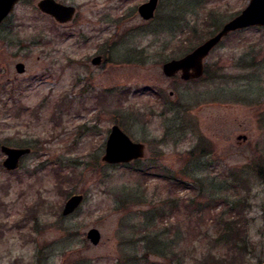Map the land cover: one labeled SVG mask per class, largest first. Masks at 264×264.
Listing matches in <instances>:
<instances>
[{
	"label": "rangeland",
	"instance_id": "1",
	"mask_svg": "<svg viewBox=\"0 0 264 264\" xmlns=\"http://www.w3.org/2000/svg\"><path fill=\"white\" fill-rule=\"evenodd\" d=\"M38 1L0 23V264H165L132 242L153 213L159 230L186 232L182 264L208 252L264 262V26L227 34L202 78L163 72L207 34L212 12L220 30L249 0H160L150 20L138 10L147 0H57L77 7L67 23ZM113 124L145 144L142 159L104 161ZM2 144L32 151L8 171ZM74 194L84 200L65 216ZM238 200L250 204L247 248L214 247L219 213Z\"/></svg>",
	"mask_w": 264,
	"mask_h": 264
},
{
	"label": "water",
	"instance_id": "2",
	"mask_svg": "<svg viewBox=\"0 0 264 264\" xmlns=\"http://www.w3.org/2000/svg\"><path fill=\"white\" fill-rule=\"evenodd\" d=\"M160 0H147L138 6L141 18L150 20L155 16ZM20 0H0V23H2L13 10ZM38 8L50 16L56 22L67 23L73 20L76 14V6L65 4L57 0H40L37 4ZM254 26H264V0H249L247 6L230 20L225 22L220 30L214 35H210L202 43L193 47V49L179 58H173L163 64V72L167 77H174L180 73L184 80L197 79L205 73V59L214 46L218 45L227 34ZM102 57L96 56L92 63L99 64ZM18 72H24L25 66L23 62L15 65ZM104 161L111 164L130 163L137 159H142L145 155V144L133 140L122 128L113 124L106 142ZM32 151L28 146H10L1 145V152L5 154L3 161L4 167L9 170L18 169L22 157ZM82 194H74L67 201L63 208V215L72 214L83 202ZM98 228H91L87 234L88 239L94 245L101 241V232ZM264 264V262L260 263Z\"/></svg>",
	"mask_w": 264,
	"mask_h": 264
},
{
	"label": "trees",
	"instance_id": "3",
	"mask_svg": "<svg viewBox=\"0 0 264 264\" xmlns=\"http://www.w3.org/2000/svg\"><path fill=\"white\" fill-rule=\"evenodd\" d=\"M214 12H212V14H210L209 19L206 20L205 23L208 24H204L206 25V29L207 30V34L204 36H200L198 38H196V42L195 44H192L189 47V51H191L193 49L194 46H196L197 44L201 43L203 40H205V38L209 37V35H211L212 33L214 34V32L216 30H218L221 26V22L218 19H221L219 16H215L216 14H213ZM237 14V12H236ZM218 17V19H217ZM217 19V20H216ZM219 21V22H218ZM188 23V22H187ZM188 25V27L190 28V31L192 32V34L196 35L197 32L196 30L199 28L198 26H196V24L190 25V24H186ZM213 29H210L212 28ZM204 29V30H206ZM203 30V31H204ZM248 63V62H245ZM245 63H240V66L245 65ZM249 65V64H247ZM207 69L205 71L204 74H206ZM204 76V75H203ZM202 78V77H201ZM207 149V148H206ZM206 149L201 150L202 152H205ZM195 150H192L190 152V154L194 155ZM146 168L148 169L149 167L146 166ZM261 168V167H260ZM143 171V170H142ZM145 171V170H144ZM173 177V176H172ZM174 178V177H173ZM181 183V181H180ZM174 199V204L170 206V210H168V212H170V214L172 213H178V210L180 208H178V203H181L179 199ZM194 201L191 200L190 204H187V206H191V204L193 205ZM250 206V204L248 202L245 201H241L238 200L237 202L232 203L231 202V206L229 208H225L223 210V212L221 211V213H219V220H217L216 223H214V226H219V230L216 232V234L214 236H209L210 234L208 232H206L205 234L209 236V239L212 240L213 246L214 247H222V249L225 248H234L237 247L239 249H246L247 247L245 246V237L247 234V227H248V218H246V211H247V207ZM202 207L200 206L198 208V210H201ZM167 212V210H166ZM171 214V215H172ZM191 215H193L192 212H190ZM165 215L162 214L159 217H163ZM157 218V215H155L153 213V215L150 216H146V219L144 222L140 223V227L142 230H145L144 232L141 233V236L139 239L132 240L133 243L138 242L140 240V242H143V248H145V252L147 254L150 255L151 254H157L163 258H165L166 260H168L165 264H182L184 262V260H186L185 258L187 257L189 250L182 248V250H180V244L184 241V239L186 238V232L181 231V228L177 229L174 232V235L172 236L169 235V233L171 232L170 228L164 227L161 228V230L158 229L157 227V223H155V219ZM147 222H151L150 225L147 226ZM221 222V225L219 224ZM145 223V225H144ZM144 225V226H143ZM150 226V227H149ZM222 226V227H221ZM141 229H139V231H141ZM172 236V237H171ZM137 244V243H135ZM216 245V246H215ZM205 259H203L200 264H232L233 261H231V257L228 255H213L210 252H208V254L206 253L204 255ZM230 257V258H229ZM146 258V257H144ZM138 255H135L134 257H130V260L128 259V262H126L125 264H139V262H137L138 260ZM176 259L177 263H174L176 261H174Z\"/></svg>",
	"mask_w": 264,
	"mask_h": 264
},
{
	"label": "flooded vegetation",
	"instance_id": "4",
	"mask_svg": "<svg viewBox=\"0 0 264 264\" xmlns=\"http://www.w3.org/2000/svg\"><path fill=\"white\" fill-rule=\"evenodd\" d=\"M17 147H20V146H17Z\"/></svg>",
	"mask_w": 264,
	"mask_h": 264
}]
</instances>
